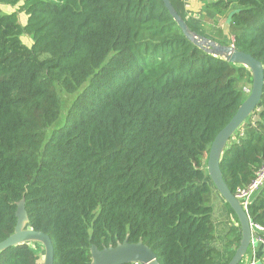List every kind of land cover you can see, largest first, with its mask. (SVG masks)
Wrapping results in <instances>:
<instances>
[{"label": "trees", "instance_id": "trees-1", "mask_svg": "<svg viewBox=\"0 0 264 264\" xmlns=\"http://www.w3.org/2000/svg\"><path fill=\"white\" fill-rule=\"evenodd\" d=\"M171 2L205 35L188 19L186 0ZM205 7L229 14L233 44L264 65V0ZM247 69L190 41L163 0L0 7V241L14 232L25 199L29 226L53 240L55 264H91L92 245L126 239H142L160 264H227L236 249L218 262L206 165L212 141L245 100ZM61 89L76 95L58 124ZM253 113L220 162L234 194L264 164V89ZM227 206L237 248L241 227ZM247 212L264 224V186ZM39 244L1 251L0 264H40Z\"/></svg>", "mask_w": 264, "mask_h": 264}, {"label": "water", "instance_id": "water-1", "mask_svg": "<svg viewBox=\"0 0 264 264\" xmlns=\"http://www.w3.org/2000/svg\"><path fill=\"white\" fill-rule=\"evenodd\" d=\"M163 2L190 41L210 54L222 57L230 63L249 68L252 74L253 83L249 96L245 98L232 119L219 131L212 141L206 165L211 182L238 218L241 227V239L233 257L227 264H240L245 258L251 242L250 217L240 200L225 182L220 162L230 139L261 102L264 89V65L252 54L239 50L234 44H222L215 39L191 30L187 22L175 9L171 0H163ZM16 217L17 223L14 232L6 239L0 241V252L21 243L35 241L40 243L44 249V256L40 264H55L53 240L49 234L29 226L25 199H21L17 203ZM90 251L91 264H160L155 252L142 239L138 242H130L126 239L116 245L105 246L102 249H99L94 244Z\"/></svg>", "mask_w": 264, "mask_h": 264}, {"label": "rangeland", "instance_id": "rangeland-1", "mask_svg": "<svg viewBox=\"0 0 264 264\" xmlns=\"http://www.w3.org/2000/svg\"><path fill=\"white\" fill-rule=\"evenodd\" d=\"M23 0H19L17 3L12 5H0L1 11L4 13H9L14 10H18V7L20 4H22ZM187 2V15L188 19L198 28L200 29L205 36L216 39L217 41H223L226 44H233L234 40V33L235 28L231 24L230 21V15H219L215 13L213 10L205 7L206 0L196 1V0H188ZM27 15L24 12H19V21L24 24L27 21ZM22 40L28 44L31 45L33 42L32 36L28 34L22 35ZM252 75L249 72V69H247L243 75L241 76L240 80V88L243 92V96L247 98L251 92L252 89ZM76 94H70L62 89L60 90V97H61V117L58 121V124L62 123L64 121L65 115L69 107L71 106ZM256 118H258L257 113H253L250 117L249 121H254ZM248 121V122H249ZM212 186V193H211V203H214L215 206V218H217V215L222 210V207L219 206L217 200L222 199V195L219 193V191L215 188L213 183ZM232 214V213H231ZM233 215V214H232ZM233 221L235 222V226H238V222L235 219L234 215ZM232 227V226H231ZM231 229V228H230ZM40 247H33L36 251V253L43 259L44 256V249L41 244H39Z\"/></svg>", "mask_w": 264, "mask_h": 264}, {"label": "built area", "instance_id": "built-area-1", "mask_svg": "<svg viewBox=\"0 0 264 264\" xmlns=\"http://www.w3.org/2000/svg\"><path fill=\"white\" fill-rule=\"evenodd\" d=\"M264 186V164L257 170L255 178L245 187H239L235 196L240 200L244 209L254 200L256 194ZM250 217V216H249ZM251 242L246 256H249V264H258L259 252L264 258V224L254 222L250 218ZM245 256V257H246ZM139 264V263H135Z\"/></svg>", "mask_w": 264, "mask_h": 264}, {"label": "crops", "instance_id": "crops-1", "mask_svg": "<svg viewBox=\"0 0 264 264\" xmlns=\"http://www.w3.org/2000/svg\"><path fill=\"white\" fill-rule=\"evenodd\" d=\"M217 202L219 206L222 207V210L217 215V218H215L216 209L214 203L212 204L213 206L212 221L214 224V233L216 236V239L213 240V245L218 250V262H222L226 260L235 249H237L236 243L232 241L235 235L231 234L227 236V233L229 232L231 226L236 224L233 221V217H232L233 215L229 212L227 202L225 201V199L224 198H222L221 200L218 199ZM249 258H250L249 256H246L240 264H249ZM258 264H264V258L261 255V248L259 252Z\"/></svg>", "mask_w": 264, "mask_h": 264}]
</instances>
